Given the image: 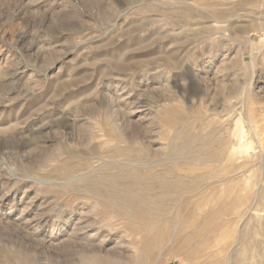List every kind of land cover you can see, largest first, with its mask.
I'll use <instances>...</instances> for the list:
<instances>
[{
  "label": "rangeland",
  "instance_id": "obj_1",
  "mask_svg": "<svg viewBox=\"0 0 264 264\" xmlns=\"http://www.w3.org/2000/svg\"><path fill=\"white\" fill-rule=\"evenodd\" d=\"M197 166L143 219L94 195ZM263 229L264 0H0V264H264Z\"/></svg>",
  "mask_w": 264,
  "mask_h": 264
},
{
  "label": "bare ground",
  "instance_id": "obj_2",
  "mask_svg": "<svg viewBox=\"0 0 264 264\" xmlns=\"http://www.w3.org/2000/svg\"><path fill=\"white\" fill-rule=\"evenodd\" d=\"M235 151L236 150L233 147L226 151V154H227L226 157H227L228 160H229V158H231L230 160L235 158L234 157V156H236ZM148 156H150V155H148ZM251 161H253V160H251ZM140 163H142V162H140ZM143 163H144V161H143ZM201 164L203 165L204 162L201 163ZM247 164H249V163L248 162H243L241 167L243 169H246L248 167ZM205 165H207V164H205ZM128 166H133V167L136 166V167H138V166H148V165H141V164H137L136 162L134 164H132V162H131L130 165L128 164ZM127 168H129V167H127ZM127 168H125V167L122 168L121 167L122 173H121V175L119 177H113V178H111L109 180H106V181L103 180L102 182L105 183L106 185H108L109 189L105 190V191H100V190L96 191L97 194H94V195H96L97 197H100V199L103 200L106 205L110 206L111 203H112L115 206H117V208L121 209L124 212V214L126 215L125 217H133V218L138 217L139 219H143V217L142 218L139 217L140 214H142V212L153 210L154 207H157V209L162 207V205H160L161 202H159V201H161V199H163V198H162L161 195H160V197L157 196L156 189H155V186L153 184L154 182L161 181L162 184H160V188L162 190H164L165 193H168V192L171 193V191L179 183H181V181L183 179V176H185V175L197 176L196 172L203 170L202 168H199L198 166L196 168L195 167H189L188 169H179L178 173L181 174L180 177L172 179V178L168 177L172 173V172L170 173V171H167V172H165L162 175H155V174L152 173V171H149L146 176L138 178V176H137L138 174L135 172V169H131V171H127ZM139 169H141V167H139ZM183 174H185V175H183ZM142 181H146L147 185L143 184V183L141 184ZM129 182H130V184H129ZM227 183L228 182H226V178L220 180V184H222V189H220V191H221V193L224 196V200H223L224 209L220 210L223 213V214L222 213L221 214L222 215H227V214H230L231 211L232 212H237L240 208L243 209L245 207L247 208L246 209L247 213L251 214V212H253V210H255V208H254L255 205L254 204H255L256 200L255 201H251V204H249V200L245 199L246 196L244 197L241 194L235 193L234 189L232 187L233 184L232 183L231 184H227ZM120 184H122L124 186V190L122 192H118ZM105 187H107V186H105ZM167 196L168 195L164 194V197H167ZM94 198L96 199V197H94ZM97 199H99V198H97ZM99 200H97V202L101 201V200L100 201ZM156 200H158V201H156ZM207 206H208V204H207ZM227 206H231L232 209L231 210L227 209L226 208ZM110 207L112 208V206H110ZM113 211H115V210H113ZM118 212H119V210H118ZM119 217L120 216H118V218ZM151 219H153V218H151ZM127 220H129V219H127ZM145 220H147V218L146 219L144 218V222H145ZM148 220H150V219H148ZM151 221H153V220H151ZM206 221H207V225L208 226L213 223L211 221L209 215H208ZM148 222H146V226H147ZM151 223H153V222H151ZM172 223L175 224V222H172ZM138 224H139V220H138ZM209 229H210L209 236L215 235V236H212V239L207 244L208 245L207 247H209L211 250H213V247H215L214 245L217 244V241H219V239H220V243H224L233 234L230 229H225L224 232H220L219 235L217 236V233H218L217 229H212V228H209ZM141 234H143V232ZM151 237H152V240L154 239V241H155V238H153V236L149 235V238H151ZM141 238H143V237H141ZM163 238H164V236H163ZM152 240L150 242L153 244ZM156 241L155 242L158 245V239ZM146 244H147V242H146ZM154 245H155V243H154ZM157 245H156V247H157ZM144 247H145V245H144ZM247 253H249V252L246 251L243 254L246 255ZM250 253H251L252 256H256V251L255 250H253V251L251 250Z\"/></svg>",
  "mask_w": 264,
  "mask_h": 264
}]
</instances>
